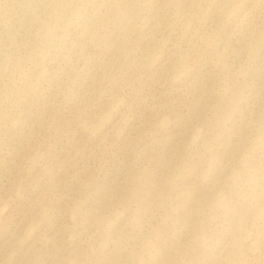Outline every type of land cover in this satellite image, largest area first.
Returning <instances> with one entry per match:
<instances>
[{"label": "rangeland", "instance_id": "1", "mask_svg": "<svg viewBox=\"0 0 264 264\" xmlns=\"http://www.w3.org/2000/svg\"><path fill=\"white\" fill-rule=\"evenodd\" d=\"M0 264H264V0H0Z\"/></svg>", "mask_w": 264, "mask_h": 264}]
</instances>
